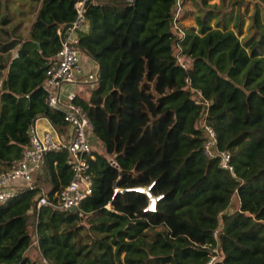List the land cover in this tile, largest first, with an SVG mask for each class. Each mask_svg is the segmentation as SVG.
<instances>
[{
    "label": "trees",
    "instance_id": "16d2710c",
    "mask_svg": "<svg viewBox=\"0 0 264 264\" xmlns=\"http://www.w3.org/2000/svg\"><path fill=\"white\" fill-rule=\"evenodd\" d=\"M14 1L0 0V171L23 158L37 118L66 130L43 84L58 30L77 17V0ZM188 1L181 17L177 0L87 2L77 46L99 72L76 102L104 150L89 157L93 193L77 211L39 208L73 177L68 151L48 152L45 179L0 203V264H209L217 247L213 264H264V0L245 35L244 1L224 12L201 0L195 25H183ZM207 124L234 172L205 155ZM152 183L163 195L156 212L131 189ZM235 196L240 207L229 212Z\"/></svg>",
    "mask_w": 264,
    "mask_h": 264
},
{
    "label": "built area",
    "instance_id": "2783aa9c",
    "mask_svg": "<svg viewBox=\"0 0 264 264\" xmlns=\"http://www.w3.org/2000/svg\"><path fill=\"white\" fill-rule=\"evenodd\" d=\"M88 1L77 0L75 21L65 30H58L61 37V47L56 54L54 63L47 69L43 84L47 105L63 112L64 121L70 126L71 133L66 138L51 131L39 133L34 124L31 128V142L25 150L23 158L10 169L0 171V203L7 202L23 188H33L36 183L35 173L44 169L47 153L63 149H66L70 154L69 163L72 165L73 177L53 198H49L46 193H43L38 199V207L50 206L54 209L70 210L74 206L78 207L85 198L93 193L94 181L90 172L89 157H92L93 151L94 124L82 106L76 102L80 94L78 87L84 73L81 63L83 53L77 46L79 42L78 32L87 30L89 27L86 19ZM121 1L133 2L134 0ZM176 8L178 17L182 10L181 0H177ZM179 61L185 67L190 66L182 56H179ZM97 80L98 75H89V82H97ZM205 135V155L207 157L219 156L221 159L220 166L234 172V167L231 164V152H218L216 130L207 124L205 125ZM153 185L154 183L149 186L131 188L147 195L149 202L145 210L148 212H156L158 202L163 197V195L156 196L152 193ZM123 191V189L115 187V194ZM217 235L218 230L215 232V236ZM214 252L209 264H213L219 257L218 247L214 249Z\"/></svg>",
    "mask_w": 264,
    "mask_h": 264
},
{
    "label": "rangeland",
    "instance_id": "374dc122",
    "mask_svg": "<svg viewBox=\"0 0 264 264\" xmlns=\"http://www.w3.org/2000/svg\"><path fill=\"white\" fill-rule=\"evenodd\" d=\"M201 0H197L196 2H192L191 0L188 1V17L186 20H184L181 24L183 25H195V17L197 14V11H199L200 9H202V5H201ZM236 1V0H225L224 3H222V0H209L208 4L210 6H205V10L211 8V7H216V8H222V11H231V2ZM244 1L242 4V10L244 11L246 6H249V13L245 15L246 18V22H245V31H244V35L249 31V15L252 14L253 10H254V5L256 4V1L258 0H242ZM24 1L23 0H19L18 2L14 1V4L18 7L19 4H23ZM262 8H264V4H261ZM23 11L24 8H23ZM28 11V10H27ZM182 16V12H180V14L178 15V17ZM262 19L264 22V13L262 15ZM18 20V19H17ZM20 20V19H19ZM212 23H215V20L212 21ZM31 26V22H30V18L25 19V22L23 23L22 27H21V33H26L27 30L30 28ZM96 86V83H92L90 84V87L93 88ZM93 148L100 150V151H104L103 150V146L100 144V142H98L97 139L94 140L93 142ZM45 187V186H44ZM240 207V201L239 199L235 196L233 199V203L232 206L230 207V209L228 210L229 212L235 211L236 209H238ZM28 254L34 258V259H39L40 258V252L38 250V248L36 247V245H33L31 247V249L28 251Z\"/></svg>",
    "mask_w": 264,
    "mask_h": 264
},
{
    "label": "crops",
    "instance_id": "0c3cea01",
    "mask_svg": "<svg viewBox=\"0 0 264 264\" xmlns=\"http://www.w3.org/2000/svg\"><path fill=\"white\" fill-rule=\"evenodd\" d=\"M81 63H82V68L84 70V73L81 77V82L80 85L78 87V90L80 92V94L86 98H89L90 96V91H91V87L90 84L92 83H96L95 81H88L89 75H98L99 72V64L90 56L86 55V54H82L81 56ZM94 88V87H93ZM36 128L38 130L39 133H44L47 131H51L54 132L58 135H61L63 138H66V136H68V134L71 133V128L68 125L66 130L61 133L55 126L54 124L51 122V120L47 117H39L36 119ZM96 138H92V144L94 142ZM94 149V148H93ZM44 171H38L35 173V180L36 182H40L42 180H44ZM44 191H49L51 188L50 184H44Z\"/></svg>",
    "mask_w": 264,
    "mask_h": 264
},
{
    "label": "water",
    "instance_id": "95a60500",
    "mask_svg": "<svg viewBox=\"0 0 264 264\" xmlns=\"http://www.w3.org/2000/svg\"><path fill=\"white\" fill-rule=\"evenodd\" d=\"M35 43H37V44L39 45V49L41 50L40 43H39V42H35ZM35 123H36V120H35L34 124H35ZM77 209H78V207L74 206V207H72L70 210H71V211H77Z\"/></svg>",
    "mask_w": 264,
    "mask_h": 264
}]
</instances>
